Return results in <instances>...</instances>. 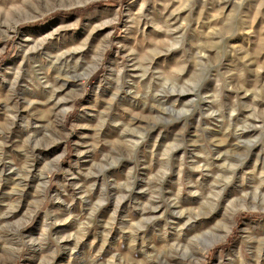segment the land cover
I'll return each instance as SVG.
<instances>
[{
	"label": "rangeland",
	"instance_id": "374dc122",
	"mask_svg": "<svg viewBox=\"0 0 264 264\" xmlns=\"http://www.w3.org/2000/svg\"><path fill=\"white\" fill-rule=\"evenodd\" d=\"M0 264H264V0H0Z\"/></svg>",
	"mask_w": 264,
	"mask_h": 264
},
{
	"label": "trees",
	"instance_id": "16d2710c",
	"mask_svg": "<svg viewBox=\"0 0 264 264\" xmlns=\"http://www.w3.org/2000/svg\"><path fill=\"white\" fill-rule=\"evenodd\" d=\"M113 3H116L115 1H112ZM90 8H86V9H79V10H73V11H69L68 13L69 14H76V15H79V16H83ZM40 22V21H39ZM39 22L37 23H33L31 25H38Z\"/></svg>",
	"mask_w": 264,
	"mask_h": 264
},
{
	"label": "bare ground",
	"instance_id": "6f19581e",
	"mask_svg": "<svg viewBox=\"0 0 264 264\" xmlns=\"http://www.w3.org/2000/svg\"><path fill=\"white\" fill-rule=\"evenodd\" d=\"M198 168H199V167H198ZM200 168H201V167H200ZM200 168H199V169H200Z\"/></svg>",
	"mask_w": 264,
	"mask_h": 264
}]
</instances>
